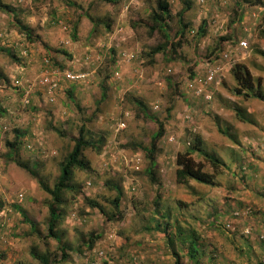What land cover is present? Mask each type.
Listing matches in <instances>:
<instances>
[{
  "label": "rangeland",
  "instance_id": "rangeland-1",
  "mask_svg": "<svg viewBox=\"0 0 264 264\" xmlns=\"http://www.w3.org/2000/svg\"><path fill=\"white\" fill-rule=\"evenodd\" d=\"M166 1L168 40L181 28L175 12L187 26L178 47L149 56L164 41L149 32L155 0H0L11 8H0V264H40L32 247L49 264H190L182 240L190 229L201 264L263 261L264 101L233 94L230 68L243 64L264 95V38L257 36L264 0ZM16 20L38 39L28 41ZM133 98L164 127L152 178L143 147L156 125ZM13 129L20 138L9 148ZM79 130L103 143L83 150L88 170L72 169L74 188L62 193L54 238L50 196L37 178L52 186ZM197 139L222 162L212 168L190 155L213 173L212 185L175 181L176 153ZM111 183L123 193L117 210Z\"/></svg>",
  "mask_w": 264,
  "mask_h": 264
},
{
  "label": "trees",
  "instance_id": "trees-1",
  "mask_svg": "<svg viewBox=\"0 0 264 264\" xmlns=\"http://www.w3.org/2000/svg\"><path fill=\"white\" fill-rule=\"evenodd\" d=\"M105 1H110V0H105ZM239 2L254 4L255 0L253 1L239 0ZM182 3L184 4L185 7H188V0H182ZM0 8L11 12V8H9V6L6 4L0 3ZM180 13H181L180 10L174 13L175 15L179 16L177 19L178 21H180L181 28L176 33L178 37L177 40L175 42H171L168 40V37L165 32L166 20L168 17V3L166 0H155V9L152 10L151 13L149 14V18L151 20V24L149 26V32L156 30L163 37L164 41L163 44H157L155 46L150 47L147 53L149 56L159 51H163L166 46H169L173 50L180 45V38L183 36V31L181 29L187 26L186 23H181ZM261 20H262V26L260 25L261 27L257 29V36L264 38V13L261 16ZM15 23L18 32L23 34V36L28 41H33L38 39V36L37 35L32 36L30 29L27 28V26H25L24 24H22L19 20H16ZM203 27H204L203 25L199 26L198 33L203 32ZM43 47L45 48L46 51L50 49V47L47 46L46 44H44ZM54 51L59 52L58 50H54ZM6 53H8L11 57L13 56L11 53L7 51ZM60 53L65 54V52L63 51ZM230 74L235 82V86L232 88L233 94L240 95L243 98L248 96H253L255 98L264 101L263 93H261V91L257 88V86H254L251 75L243 64L241 63L233 64L230 68ZM166 82L168 84L170 83L168 80ZM133 102L137 107L138 111L141 113V115L145 118H148L156 125L155 129L150 134L148 146L143 147V150L145 151V155L147 158L146 173L152 178L153 175L152 168L155 165V155L159 149L158 140L162 137L164 133V127H163V123L156 116H154L152 113L148 111L146 105L141 100L137 98H133ZM233 110L236 114V117L240 121H248V119H245V116L243 115V113L240 112L238 108H233ZM53 129L55 130V128ZM80 130L78 136L72 139L73 140L72 147L68 152L64 161L60 163L59 173L56 177V180L53 182L52 186H48L40 177L37 178L35 172L27 169L25 163L14 158L15 163L27 169L32 175H34V177L37 178V182L40 188L44 192L49 194L50 201L47 205L48 207L47 229H48V235L54 238H56L57 236L55 227L57 226L58 221L60 219V211L58 210V207L63 202L62 193L63 191H70L74 188V185L71 182L72 169L78 168V169L88 170L89 166L87 164V161L82 155L83 150L86 147L96 148L98 150L101 144L103 143V137H99L98 140L94 142L91 141L90 139L85 138L80 133ZM13 133H14L13 140L7 143V146L9 148H15L18 145V141L20 138L19 136L20 133L17 130L13 129ZM193 152L200 154L204 160L208 161V163L211 165L212 168L222 165V162L219 158H217L216 156L210 153H207L201 146H199L198 139L193 140V144L191 145L189 144L183 152H177L175 155V160H174L175 181L177 183H185L187 180H193L197 183L212 185L214 183L213 173H208L201 170L200 165L198 163H195L190 157L191 153ZM105 184H107V182H105ZM108 187L112 188L115 192V196H113L112 199L110 200V204L115 210H117L119 201L123 195L122 189L119 186V184H113V183H111L110 186ZM84 202L88 207L90 208L96 207L101 213H103L102 208L99 207L98 203L95 200L85 198ZM111 217H113V215H111ZM182 240L186 241L185 253L190 261V264H201L198 260V257L200 256V254L203 253L202 251L199 252L197 249V242H196V236H194V231L190 229L188 233H185V237H183ZM89 241H91V239H89ZM88 247H91V243H88ZM29 254L31 255L32 258L36 259L40 264L50 263L48 254L39 253L33 247L30 248ZM208 258H210L209 260L212 261L213 255H209ZM262 260L263 261H261L260 264H264V254L262 255ZM210 264H213V261L210 262Z\"/></svg>",
  "mask_w": 264,
  "mask_h": 264
},
{
  "label": "built area",
  "instance_id": "built-area-1",
  "mask_svg": "<svg viewBox=\"0 0 264 264\" xmlns=\"http://www.w3.org/2000/svg\"><path fill=\"white\" fill-rule=\"evenodd\" d=\"M239 44L243 46L245 43H244L243 41H241V42H239ZM65 76H66L67 78H73V77H74L73 75L69 74V72H66ZM211 77H212V74H211V73H208L207 76L205 77V80L207 81V80L211 79ZM46 79H47V78H45L44 80H46ZM48 84L51 85V86H54V85H55L54 83H51V82H48ZM199 92H201V88H199V89H197V90L195 91V93H199ZM203 97H204L205 99H209L210 95H209L208 93H205V94H203ZM241 169H244V167H241ZM247 210H248V208H245V209H244V213H246ZM232 214H233V215H238L239 212H238V211H233ZM225 227L228 228L229 225L226 224ZM242 233H243L244 235L249 234V229H248V228H244V229L242 230Z\"/></svg>",
  "mask_w": 264,
  "mask_h": 264
},
{
  "label": "crops",
  "instance_id": "crops-1",
  "mask_svg": "<svg viewBox=\"0 0 264 264\" xmlns=\"http://www.w3.org/2000/svg\"><path fill=\"white\" fill-rule=\"evenodd\" d=\"M250 138H253V137H250Z\"/></svg>",
  "mask_w": 264,
  "mask_h": 264
}]
</instances>
